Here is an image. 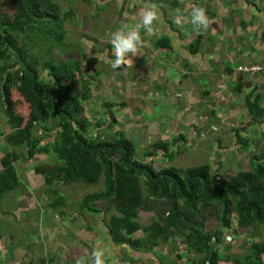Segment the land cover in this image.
Here are the masks:
<instances>
[{"label": "trees", "instance_id": "trees-1", "mask_svg": "<svg viewBox=\"0 0 264 264\" xmlns=\"http://www.w3.org/2000/svg\"><path fill=\"white\" fill-rule=\"evenodd\" d=\"M88 1L94 5L95 14L90 8L87 16L99 20L105 10L100 7L101 0ZM168 1L137 0L133 2L132 13L145 8V5L155 4L159 15L160 9L166 10L164 2ZM172 1L168 8L175 14L181 1ZM238 1L233 0L230 9L238 10L234 4ZM244 1H251V5L255 2ZM112 2L117 8L121 7V14L118 13L115 22L105 23V26L115 28L114 33L119 30L125 7L130 2ZM245 13L251 14L246 6ZM73 19L78 21L75 11L64 9L55 0H0V111L12 129L7 136L0 132V137H5L9 147L23 149L21 154L14 150L0 158V203L6 195L20 187L15 164L21 160L31 162L40 154L57 162L55 165L43 162L33 167L34 174L44 179V188L47 187L44 195L47 198L50 193L58 194L60 186L69 184L103 186L82 200V212L101 218V224L104 223V226L99 224V229L92 228L89 232L102 231L105 238L102 242L121 255L115 253L114 260L110 257L103 264H127L133 259L141 264H175L170 260L173 253H165L162 249L171 247L175 238L189 245L185 249L187 256H193L188 261L190 264H221L223 260L233 264H264V147H260V154L251 157L249 171H239L230 179L222 176L223 165L227 162L224 157L215 169L210 164L191 168L173 164L163 166L164 169L159 171L154 166L161 162V153L166 156L164 160L171 163L184 154L178 143L185 136L175 141L157 142L153 145L154 152L140 154L122 131H114L118 126V108L110 103H104L103 107L108 108L112 122L104 129L102 125H96L100 133L110 136V141L92 137L85 103L92 100L94 92L93 84L86 77L101 79L108 77L110 71H92L95 65L101 66L100 63L92 64L100 57L97 53H88L92 56L90 61L84 54H80L78 60L72 55L66 58L65 53L61 61L52 56L55 51L63 49L69 34L65 26ZM87 19H82V27L89 25ZM130 22L122 24L130 27ZM133 22L137 23L135 18ZM203 33L202 28L188 47L193 57L200 54L205 37ZM111 36L112 33L109 40ZM96 42L95 46L99 43ZM109 45L103 47L100 44L99 52L114 59L112 45ZM156 45L160 50L173 51L168 37L158 38ZM106 49L109 52H105ZM261 68L264 74V67ZM115 70L119 72L122 67ZM78 84L82 86L80 90ZM233 91L246 93L245 107L251 117L249 126L263 125L264 122L258 120L264 116V96L258 88L249 91L242 83H235ZM233 132L234 143L241 140L239 131ZM261 140L264 145V129ZM235 145L230 147L233 154L249 150L253 143L248 139ZM172 149L175 151L172 152ZM25 188L21 193L26 192ZM154 200L156 205L152 204ZM159 202L164 204V209H160ZM66 205L67 198L58 194L48 202V210L55 213L57 219H66ZM144 210L155 215L151 225L144 226L140 221V213ZM0 214L3 215L1 211ZM216 219L222 230L209 231L207 222ZM252 230L259 232L256 241L252 245L241 241L255 238ZM225 231L230 233V238L225 237ZM228 238L236 240L238 250L245 254L235 258L233 255L237 253H232V257L228 255L224 259L219 249ZM173 251L180 252L178 247H173ZM178 256L187 258L181 253ZM55 258L54 255L48 258L41 255L33 258V262L54 264ZM20 260L16 257V262Z\"/></svg>", "mask_w": 264, "mask_h": 264}, {"label": "crops", "instance_id": "crops-1", "mask_svg": "<svg viewBox=\"0 0 264 264\" xmlns=\"http://www.w3.org/2000/svg\"><path fill=\"white\" fill-rule=\"evenodd\" d=\"M152 1L156 3L159 0ZM179 1L181 6L177 9L179 12L176 11L175 14L168 8L173 1L164 2L167 4L166 10L160 9L159 19L153 24L155 34H148L143 28L140 29L143 45L136 56H130L132 60L130 65L122 66L119 72L110 67L108 77L93 80V98L85 104L92 126L91 136L100 141H110L108 134L100 133L96 129V125L100 124L104 129L112 122L108 116V108L103 107L104 103H110L118 108L116 115L118 126L114 131H122L140 154L154 152L153 145L157 142L175 141L183 135L185 139L181 140L187 143L188 138L191 141L183 147L198 146L205 141L211 143V147L221 146L222 143L235 147V144L251 139L252 147L259 150L263 145L261 138L264 124L241 130V126L250 127L251 117L246 111L248 108L245 107L246 93H235L233 87L235 83H242L249 91L257 87L264 96V74L246 79L245 74L239 73L242 67H264V0H255L252 5L251 1L240 0L234 3L238 10L233 7L230 9L229 5L233 4V0ZM244 6L249 8L251 14H244ZM194 8L205 10L208 19L206 29L192 23ZM143 10L144 8L136 9L134 18L137 24L142 21ZM182 10L186 17L180 15ZM178 15L180 23L175 22ZM181 26H184V29ZM202 28L205 37L200 54L193 57L188 47ZM160 37L171 39L173 51L158 48L156 42ZM112 56L114 58L113 53ZM210 60H213L215 65L211 64ZM149 65L151 67L147 68ZM231 65L236 66L235 71ZM262 118L258 121L264 122V116ZM206 128L208 134L205 133ZM233 130H238L241 135V140H236L235 143ZM223 137L226 142L222 141ZM148 149L152 151L148 152ZM243 152L249 155L250 151L234 152L232 158L227 159L223 177H226L225 172L241 163ZM160 157L159 164L162 167L171 165V162L164 160L166 156L163 153ZM25 196L23 195V198ZM54 219L58 224L59 220ZM82 220L84 221L81 219L80 222ZM90 229L92 226H88L87 222L83 227L72 223L64 225L62 231L65 236L73 230L76 233L85 231L86 236L91 235L92 238L81 239L78 245H70L67 242L61 244L59 249L62 251L55 256L54 264H88L86 248L97 250L95 242L97 239L94 232H89ZM229 240V245L238 250L237 241L233 238ZM68 241L75 240L72 238ZM241 241L250 243L252 239ZM27 245L32 246L31 243ZM73 246L76 247L75 251ZM79 252L82 253V258L71 256ZM45 256L48 258L49 254ZM20 258L24 264H35L33 258L28 259L25 255L23 257L21 255ZM187 262V258L184 257L181 262L175 264Z\"/></svg>", "mask_w": 264, "mask_h": 264}, {"label": "rangeland", "instance_id": "rangeland-1", "mask_svg": "<svg viewBox=\"0 0 264 264\" xmlns=\"http://www.w3.org/2000/svg\"><path fill=\"white\" fill-rule=\"evenodd\" d=\"M55 1L61 4L64 9L69 10L70 8H72L75 11V13L78 15V21H76V19H73L66 24L65 29L69 32V34L66 37V42L63 45V49L59 51H55V53L52 54V56H54L56 60L61 61L64 59V53H65L66 58L67 55H72L75 57L76 60H78L80 54H84V57H86V59L90 61V59L92 60V56L88 55V53L89 52L95 54L97 53L98 54L97 56L100 57L97 61H94L92 64L100 63L101 66L97 67L95 65L92 68V71L94 73L96 72L100 73L102 70L109 71L111 64L108 61L111 60L112 58H108L105 55L100 54L99 52L101 49L100 44H103V47L106 44L111 45L109 40V35L113 33L112 31H115V28L111 29V25L105 26V23L109 22V24H111L112 20L113 22H115V17H118V13L121 14V7L119 6L117 8L116 5L112 2L113 0H101L100 7L101 9L105 8L104 14L100 15L99 20L98 19L93 20L91 17L87 16L89 14V9L91 8L93 10V6H94L88 0H55ZM135 1L137 0H129L130 4L125 7L123 13L125 15L122 16V20L120 21V25L118 26L119 30L122 29L125 32H127L132 30L135 27V25H137V23L133 22L136 13L135 14L132 13L133 2ZM116 4L118 5V3ZM93 11L95 14V10ZM180 15L181 16L185 15L186 17V14H184L183 10L180 11ZM87 17L89 18L87 19ZM83 18L85 20L86 19L88 20L89 25L86 27H82L80 25ZM125 19L127 20L125 21ZM129 20L131 22H130V27L128 28L127 24H122V23L127 22ZM181 28L184 29V26H181ZM239 31L241 30L239 29ZM102 32H106V33L97 34ZM96 40L99 43L98 45L95 46V43H97ZM152 44L155 45L154 42ZM91 45L93 47H90ZM113 51L114 50L112 48V53ZM105 52H109V49H106ZM130 56L131 54H129V56L126 57V59L132 61ZM174 58L175 56L172 57V59ZM210 63L215 65V62L213 60H210ZM128 64L130 65V63ZM149 67H151V65L147 66V68ZM231 67L235 71L236 66L231 65ZM249 77L250 75H246V79H249ZM86 80L94 84L93 82L94 79H91L90 77H86ZM81 88L82 86L78 84V89L80 90ZM249 128L252 127L241 126V130H246ZM207 129L208 128L205 129L206 134H208ZM11 131L12 129L10 128L7 122V118L0 111V132L4 133V135L7 136ZM4 138L5 137H0V158L3 157L9 151L16 150L18 154L23 153L22 148L13 149L9 147L6 144ZM224 140L225 137L222 138V141ZM186 141L187 143L191 142L190 139L188 138H186ZM179 143L181 144L182 151H185V154L184 155L182 154L181 157H179L176 161L172 162L171 165L174 164L181 168H191L203 164H210L212 168L215 169V166L220 164V160L222 157L230 160L233 156V153L230 152L231 144L222 143L221 146L214 145L212 149L211 143L206 141L205 143H201L198 146L192 145V147H183L187 144L183 140H181ZM262 147H264V145H262ZM173 150L175 151V149H172V152ZM149 151H152V149H148V152ZM248 151H250L249 155H246V152H243V154H241L243 160L240 161L241 162L240 164L238 165L236 164L228 172H225V176L227 179H230L239 171H249V169H251L250 158L253 155L260 154L261 152L260 150H257L256 147H252ZM215 154H217L218 160L217 157L215 158ZM215 159L217 160V162L215 161ZM140 160L145 162L143 157H140ZM236 160H238V158H236ZM43 162L46 164L48 163L47 165L57 164L56 160H52L50 157L48 158L40 154L36 155L33 161L31 162H24L21 160L15 164L20 179V187L17 190L6 195L3 201L0 203V211L3 213V215L0 214V264H24L23 260L17 261L18 263H15L16 257L20 258L22 254L25 255V257L28 259L37 258L41 255H46V254H49V256H52V254H54V256H56L61 251L59 249V247H61V244L67 242L70 245L71 244L78 245L81 239H85L86 237H91V235L86 236L85 231L76 233L73 230L69 234H66L65 236L64 231L62 230H63V226L67 225L68 223L76 224L78 227L80 226L83 227L85 226V222H87L88 226H92V228H96V229H99L100 225L104 226V223L101 224L102 223L101 218H98L86 211L82 212L83 198L89 193H93L95 191L101 190L103 188L102 185L86 187L80 184H69L66 186H60L58 188L60 191L58 194H60L61 196H65L67 198V205L66 208H64L66 219H58L59 220L58 224L54 220H51L57 217L55 213L49 212L48 202H50L51 198L56 197L58 194L52 195V193H50L51 196L49 195V197L47 198L44 195L46 194L45 191L47 189V187L44 188V183H43L44 179L41 176L34 174V168L36 167V166L34 167V165L44 164ZM154 167H156V169L159 171L164 169V167H162L159 164V162L155 163ZM0 170H1V165H0ZM31 174L34 175L31 176ZM26 184L29 185L27 186V188H25ZM24 188L25 191L27 192L25 198H23V195L25 194H20L21 191L24 190ZM48 193L49 192H47V194ZM155 202L156 200H154L152 204L156 205ZM159 204H160L159 205L160 209L165 208L163 203L159 202ZM75 217H78L79 219H84L85 222L83 220L80 222ZM139 217L141 223L144 226H148L152 224V220L155 217V215L149 211L144 210L140 213ZM98 219L100 221H98ZM207 224L209 225L207 227L209 231L222 230V228L220 227L221 225L219 224L217 219L212 222L209 220ZM93 232H94V236L97 239L95 240L97 250H94L93 248L92 249L86 248V252L88 254L87 255L88 264H96L95 253L101 254L100 260L102 261V264L104 263L105 260L109 259L110 257L112 260H114L116 258L113 257L115 256V253L117 255H120V253L118 252L114 253L112 248L108 246L107 243L102 242V240H105V238H103L102 231L99 232L94 230ZM100 234L102 235V237ZM224 235L225 237H229L230 233L225 231ZM252 236L255 238L253 239L249 238V240L252 239V241L249 243L251 245L253 241H256V238L259 236V232L252 230ZM72 238L75 241H68V239L70 240ZM229 238L228 240L226 239L227 240L226 242L222 243L219 249L224 254V259L228 255L231 256L232 252L237 253L236 255H233L235 256V258L241 257L243 254H245L241 250H236V247L234 248L227 245L229 244ZM172 240L174 241L172 242L173 245H171V247L168 246L162 248L165 253L168 254L173 253L172 255L173 257L171 256L170 260H173L174 262H179V261L181 262L183 258H179L178 256L179 253L186 256L187 258H190L189 256H187V251L185 249V247L187 248V246L189 245H186L183 241H181L182 239L179 238H175ZM26 242L31 243L32 246L30 245V247H28ZM15 243L16 245L14 246ZM173 247H178L180 252H174ZM72 248L74 251L76 250V247L73 246ZM105 249H107V251H105ZM16 252L20 254L19 255L20 257H18V254H16ZM83 252L85 253L84 250ZM246 253H248V248H246ZM71 256L73 258L75 257L82 258L83 255L81 252H79L75 255L73 253L71 254ZM162 257L165 256L162 255ZM197 257L199 258L200 256ZM192 258H190L188 261H190ZM128 264H141V262L139 260L133 259L130 262H128ZM221 264H233V263L223 260Z\"/></svg>", "mask_w": 264, "mask_h": 264}, {"label": "clouds", "instance_id": "clouds-1", "mask_svg": "<svg viewBox=\"0 0 264 264\" xmlns=\"http://www.w3.org/2000/svg\"><path fill=\"white\" fill-rule=\"evenodd\" d=\"M179 12V10H177ZM159 19L158 10L155 4L145 5L142 11V21L135 25V27L125 32L124 30H117L112 33L110 43L113 48L114 60L109 61L113 69H119L122 66L130 63L131 61L126 59V57L131 54L136 56L139 48L143 45V40L140 36V29L143 28L148 34H155L156 29L153 27L155 21ZM180 23L181 20L179 15L175 21ZM192 23L198 27L207 28L208 19L205 15V10L203 8H194L192 12ZM106 55V54H105ZM96 264H102L100 260V253H95Z\"/></svg>", "mask_w": 264, "mask_h": 264}, {"label": "built area", "instance_id": "built-area-1", "mask_svg": "<svg viewBox=\"0 0 264 264\" xmlns=\"http://www.w3.org/2000/svg\"><path fill=\"white\" fill-rule=\"evenodd\" d=\"M261 72H263V68H261L259 66L242 67L239 70L240 74L250 75V76H253V77L259 75Z\"/></svg>", "mask_w": 264, "mask_h": 264}]
</instances>
